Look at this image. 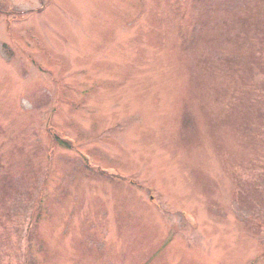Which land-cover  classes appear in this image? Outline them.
Returning <instances> with one entry per match:
<instances>
[{"label": "rangeland", "instance_id": "rangeland-1", "mask_svg": "<svg viewBox=\"0 0 264 264\" xmlns=\"http://www.w3.org/2000/svg\"><path fill=\"white\" fill-rule=\"evenodd\" d=\"M264 0H0V264H264Z\"/></svg>", "mask_w": 264, "mask_h": 264}, {"label": "trees", "instance_id": "trees-1", "mask_svg": "<svg viewBox=\"0 0 264 264\" xmlns=\"http://www.w3.org/2000/svg\"><path fill=\"white\" fill-rule=\"evenodd\" d=\"M264 166V165H263Z\"/></svg>", "mask_w": 264, "mask_h": 264}]
</instances>
